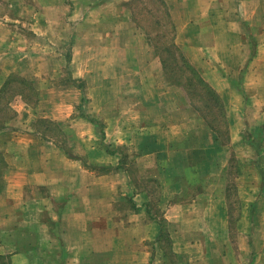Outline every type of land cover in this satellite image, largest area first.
I'll return each instance as SVG.
<instances>
[{
    "label": "crops",
    "instance_id": "1",
    "mask_svg": "<svg viewBox=\"0 0 264 264\" xmlns=\"http://www.w3.org/2000/svg\"><path fill=\"white\" fill-rule=\"evenodd\" d=\"M25 1L0 0V91L13 76L39 83L66 71L69 79L38 84L32 104L22 93L9 103L14 117L0 127V260L239 264L242 242L249 247L254 236L263 245L251 249L248 264H264V233L257 237L260 230L253 228L262 217L244 209L232 219L229 207V164L234 157L241 161L236 147L243 132L227 102L234 77L223 73V63H217L222 73L205 68L201 75L231 120L222 141L207 121L194 125L193 105L165 73L155 33L141 19L155 23L151 3L164 7L168 22H175L178 48L184 35L192 37L196 20L216 16L211 0H34L57 3L26 10L24 29L18 24L23 10L16 9ZM218 25L212 24L211 45L202 42L201 49L219 50L225 34L235 36ZM65 41L69 62L49 54L50 43ZM257 41L252 64L264 52V41ZM235 56L242 66L243 54ZM79 83L86 84V100ZM37 120L56 124L61 137L41 131Z\"/></svg>",
    "mask_w": 264,
    "mask_h": 264
},
{
    "label": "rangeland",
    "instance_id": "2",
    "mask_svg": "<svg viewBox=\"0 0 264 264\" xmlns=\"http://www.w3.org/2000/svg\"><path fill=\"white\" fill-rule=\"evenodd\" d=\"M48 3L51 8L57 2H51L52 4H50V2L41 3L26 0L19 3L16 11L19 13L23 10V12L19 13L21 22L18 24L25 29L29 17L26 10L29 9L30 12H34L47 6ZM138 3H133L135 10L140 7ZM151 5L157 9L158 19H154L155 23L147 17L141 19L145 26H148L155 33L154 44L164 61L165 73L173 78L174 82L172 84L183 89L186 94V102L193 105L194 125L199 124V121H207L209 125L216 128L222 141L227 138V125L231 120L223 113V104H220V100L217 101L212 95V91L209 90L210 87L203 85L196 79H198V75H204L205 68L206 73L208 71H213V74L222 73L217 63H223V73H226L229 77H234L232 79L234 81L230 85V88H232L230 89L232 90L230 95L232 96L228 97L227 102L238 111L232 117L234 120L238 117L243 132L241 133V145L236 147L241 161L237 163L234 157V160L229 164V207L232 219L237 218L244 209L252 213V218L262 217L258 226L253 227L260 230L257 233L258 237L259 233H264V52H262L260 63L257 61L256 64H252V61L258 54L257 40L264 41V0H211L209 9L210 11L213 10L216 16L213 19L196 20L192 37L186 39L187 35H184V41L177 42L178 48L174 45L176 37L174 33L175 22L171 20L168 22L164 7L160 10L154 3H151ZM122 8L126 10L125 4L122 5ZM4 9L5 6L0 5V11H4ZM181 20L188 19L178 18V22ZM216 23L219 24V31L230 30L234 32L235 36L225 34L224 38L221 39V49L219 50H214L212 47L201 49L199 46L202 42L211 45L212 24L216 25ZM187 45L190 47L188 50L185 48ZM230 45H238L240 48H236V52H234L232 49H228L231 47ZM49 46L52 48L49 50L52 57L55 55V57L62 56L63 61L69 62L71 57L66 41L62 46H58L56 43H50ZM237 52L243 54L244 59H246L242 66H238V59L235 56ZM38 59H40V54L32 63L33 68L38 67V63H40ZM204 60H207L205 65L209 64V66L201 68L200 62H204ZM188 62L194 66L187 64ZM68 79L69 75L66 71L57 80L40 81L39 83L31 81L32 79L25 80L13 76L7 87L0 91V127L6 125L14 117L15 113L9 103L14 100L16 94H24L27 96L26 101L28 104H32L35 101V87L39 85L45 87L60 85ZM165 84L161 83V87H165ZM80 86L83 100H86L84 98L86 84L81 83ZM36 125L41 131L48 132L49 136L61 137V131L54 123L37 120ZM199 134L200 130H196L194 137L199 136ZM210 135L215 134L209 133ZM116 150L123 153L125 149L118 148ZM125 152L131 156L134 154L130 149ZM133 160L130 162V169L135 171L136 162ZM3 169L4 163L0 161V173ZM238 173L241 176L237 179ZM1 183L2 177L0 174V185ZM250 187L256 188V193L248 191ZM238 188L243 191L239 195L237 193ZM254 198L255 200H253ZM252 201L254 203L249 207ZM260 239L262 238H256V241H254L255 237L253 236V239L249 242V247L248 245L243 246L242 242L240 257H236L239 264H248L251 249L253 251L260 250L263 245ZM2 263L5 264L6 261L0 260V264Z\"/></svg>",
    "mask_w": 264,
    "mask_h": 264
},
{
    "label": "trees",
    "instance_id": "3",
    "mask_svg": "<svg viewBox=\"0 0 264 264\" xmlns=\"http://www.w3.org/2000/svg\"><path fill=\"white\" fill-rule=\"evenodd\" d=\"M197 81H199L200 83H202L203 85H206L205 83H204V81L202 80V78H201V76L200 75H198V79H196ZM195 80V81H196ZM209 90H211L212 91V95L217 99V101H219V98H218V96L216 95V93L212 90V89H210L209 88Z\"/></svg>",
    "mask_w": 264,
    "mask_h": 264
}]
</instances>
